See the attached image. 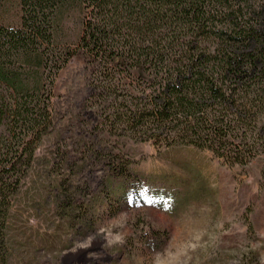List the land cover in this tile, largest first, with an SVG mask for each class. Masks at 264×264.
<instances>
[{"label": "trees", "instance_id": "trees-1", "mask_svg": "<svg viewBox=\"0 0 264 264\" xmlns=\"http://www.w3.org/2000/svg\"><path fill=\"white\" fill-rule=\"evenodd\" d=\"M20 1V27L0 25V264L14 250L22 197L35 213L53 204L76 217L70 176L44 205L34 196L53 184L56 159L36 153L53 130L54 77L69 60L58 39L66 9L84 7L80 46L104 68L94 91L110 128L158 148L207 151L231 168L264 155V0ZM138 68L148 80L135 75L124 90V72ZM92 145L78 176L98 157L100 142Z\"/></svg>", "mask_w": 264, "mask_h": 264}, {"label": "rangeland", "instance_id": "rangeland-1", "mask_svg": "<svg viewBox=\"0 0 264 264\" xmlns=\"http://www.w3.org/2000/svg\"><path fill=\"white\" fill-rule=\"evenodd\" d=\"M22 15L20 0L0 2V25L18 28ZM84 18L83 6L59 17L69 60L54 77L53 130L36 153L56 159L53 184L34 192L44 205L70 176L76 217L53 204L35 213L22 197L9 264H264V155L231 168L207 151L158 148L110 128L94 91L104 68L80 46ZM123 75L124 90L148 80L141 68ZM96 141L98 157L78 176Z\"/></svg>", "mask_w": 264, "mask_h": 264}]
</instances>
